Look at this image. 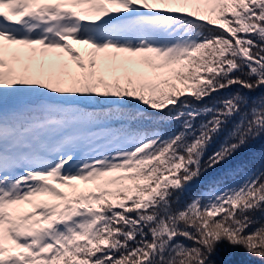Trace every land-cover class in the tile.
Masks as SVG:
<instances>
[{
	"label": "snow or ice",
	"instance_id": "1",
	"mask_svg": "<svg viewBox=\"0 0 264 264\" xmlns=\"http://www.w3.org/2000/svg\"><path fill=\"white\" fill-rule=\"evenodd\" d=\"M234 86L264 0H0V264H264V165L186 199L264 139Z\"/></svg>",
	"mask_w": 264,
	"mask_h": 264
},
{
	"label": "trees",
	"instance_id": "2",
	"mask_svg": "<svg viewBox=\"0 0 264 264\" xmlns=\"http://www.w3.org/2000/svg\"><path fill=\"white\" fill-rule=\"evenodd\" d=\"M237 89L238 90L240 89L239 86H234L231 89L223 90L220 93L214 94V95H215L216 99H220V98H223V96H228V95L232 94L233 92H237L238 91ZM241 91H243L245 95H247L253 99L264 94V92L259 91V90L256 92H248L247 90H241ZM211 102L212 101H210V103ZM262 141H263V145H264V139H262ZM259 144H260V142H259V140H257L256 142H254L253 144L248 146L246 148V150L241 152L240 155H239V153L238 154L236 153L238 156L234 155L231 160H229L227 163H225L227 165L226 171L234 168L233 169V170H235L234 173L237 172L238 174H241V175H237L236 176L237 178H236L235 176H233L232 173L227 175L226 171L223 173H219L217 175V171L214 170L213 171L214 177L210 176V180L208 181L207 187L204 188L203 193L209 191L210 189H212L214 187L215 188H223L227 185L234 184V183L238 182L240 179H242V177L244 176L245 173L249 172L250 170L260 168L262 165H264V150H261ZM261 147H262V145H261ZM245 153H246V155H245ZM237 159H239V160L237 161ZM220 181H222V183H220ZM201 183L202 182L195 185L191 189L190 192L197 193L198 190L201 189ZM189 193H188V195H190ZM220 259L228 262V264H242V262L248 261L251 258L247 257L243 253L242 250H236L235 252L226 251V252L222 253ZM256 264H258V262H256Z\"/></svg>",
	"mask_w": 264,
	"mask_h": 264
},
{
	"label": "rangeland",
	"instance_id": "3",
	"mask_svg": "<svg viewBox=\"0 0 264 264\" xmlns=\"http://www.w3.org/2000/svg\"><path fill=\"white\" fill-rule=\"evenodd\" d=\"M238 90V89H237ZM238 91H241V89H239ZM233 94H235V92H233L232 94H230V95H228V96H223V98H225V97H229V96H231V95H233ZM220 99H222V98H220ZM170 127L171 128H173V129H175L176 127H177V125L176 124H172V125H170ZM259 142H260V148H261V150H264V145H263V141H262V139H260L259 140ZM258 145V146H259ZM261 145H262V147H261ZM263 148V149H262ZM244 150H246V148L245 149H242L241 151H239V152H237V154L239 153V155L241 154V152H243ZM237 154H235V155H237ZM245 155H246V153H245ZM238 156V155H237ZM238 158V157H237ZM239 159H237V161H238ZM226 164H224V165H221V166H218V167H216L215 169H210L206 174H205V176L202 178V180L200 181V182H202L201 183V189L200 190H198V194L201 192V193H203V191H204V188L205 187H207V184H208V181L210 180V176H213L214 177V170L215 171H217V175L219 174V173H223V172H225L226 170H227V168H226ZM232 168V167H231ZM234 169V168H233ZM233 169H231V170H228V171H226V174L227 175H229V174H233V176H237V175H241V174H238L237 172H235L234 173V171L235 170H233ZM236 174V175H235ZM231 176V175H230ZM237 178V177H236ZM199 182V183H200ZM220 183H222V181H220ZM197 193H195V192H190L189 194L190 195H187V197H186V199H190L191 198V196H194L195 194H197Z\"/></svg>",
	"mask_w": 264,
	"mask_h": 264
},
{
	"label": "bare ground",
	"instance_id": "4",
	"mask_svg": "<svg viewBox=\"0 0 264 264\" xmlns=\"http://www.w3.org/2000/svg\"><path fill=\"white\" fill-rule=\"evenodd\" d=\"M75 47H77V48H80L81 46H78V45H74Z\"/></svg>",
	"mask_w": 264,
	"mask_h": 264
}]
</instances>
